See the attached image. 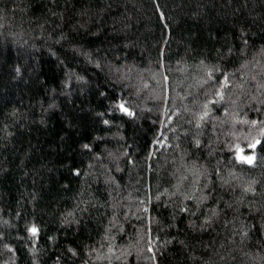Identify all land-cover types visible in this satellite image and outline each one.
<instances>
[{"label":"trees","instance_id":"1","mask_svg":"<svg viewBox=\"0 0 264 264\" xmlns=\"http://www.w3.org/2000/svg\"><path fill=\"white\" fill-rule=\"evenodd\" d=\"M0 264H264V0H0Z\"/></svg>","mask_w":264,"mask_h":264},{"label":"snow or ice","instance_id":"2","mask_svg":"<svg viewBox=\"0 0 264 264\" xmlns=\"http://www.w3.org/2000/svg\"><path fill=\"white\" fill-rule=\"evenodd\" d=\"M121 107L123 108V105H121ZM124 111L127 112V109H124ZM253 147H254V146H253ZM241 160H242V161H245V162H248V163H251V161H252V157H244V156H242V157H241ZM31 231L33 232V235H35L37 230H36L35 228H33V229H31Z\"/></svg>","mask_w":264,"mask_h":264},{"label":"rangeland","instance_id":"3","mask_svg":"<svg viewBox=\"0 0 264 264\" xmlns=\"http://www.w3.org/2000/svg\"><path fill=\"white\" fill-rule=\"evenodd\" d=\"M162 142H163L162 140H161V141H159V142H157V145H159V146H160V145L162 144ZM32 229H33V228H32ZM31 232H32V231H31ZM32 233H33V232H32Z\"/></svg>","mask_w":264,"mask_h":264}]
</instances>
